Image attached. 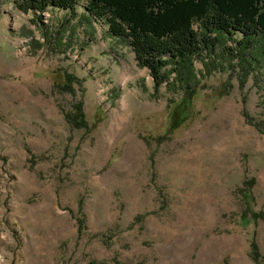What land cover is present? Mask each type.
Segmentation results:
<instances>
[{"label": "rangeland", "instance_id": "1", "mask_svg": "<svg viewBox=\"0 0 264 264\" xmlns=\"http://www.w3.org/2000/svg\"><path fill=\"white\" fill-rule=\"evenodd\" d=\"M17 1L0 0V264H264L262 220L239 219L242 186L264 209V43L245 65L239 34L215 43L193 95L155 93L128 38Z\"/></svg>", "mask_w": 264, "mask_h": 264}, {"label": "trees", "instance_id": "2", "mask_svg": "<svg viewBox=\"0 0 264 264\" xmlns=\"http://www.w3.org/2000/svg\"><path fill=\"white\" fill-rule=\"evenodd\" d=\"M84 1L81 13L76 11L77 0H18L15 4L23 12L32 10L34 15L40 16L46 8L65 9L93 31L94 21L104 22L108 34L129 39L136 63L148 70L155 93L162 83L174 89V94L179 93V89L190 93L195 77L193 61L202 60L203 51L210 53L215 43L236 34L240 37L234 39L233 51L241 64H249L247 54L263 56L260 46L264 43V0ZM224 49L227 53L231 51L229 47ZM74 111L67 117L68 121L85 125L81 105L75 106ZM239 191L245 200L240 221L248 223L259 218L264 224V209L253 211L249 207L251 188L242 186ZM77 226L81 234L85 226L82 217L77 218ZM249 248L251 259L259 261L254 235H251Z\"/></svg>", "mask_w": 264, "mask_h": 264}]
</instances>
